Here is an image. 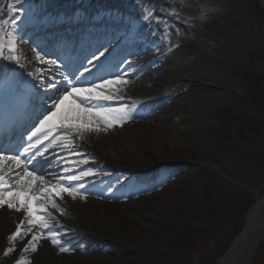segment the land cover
Segmentation results:
<instances>
[{
	"label": "bare ground",
	"instance_id": "6f19581e",
	"mask_svg": "<svg viewBox=\"0 0 264 264\" xmlns=\"http://www.w3.org/2000/svg\"><path fill=\"white\" fill-rule=\"evenodd\" d=\"M46 2L43 5L39 1L28 12H24L27 7L20 3L17 6L0 4V17H3L0 21L3 41L0 38V83L13 72L18 60H23L20 69L24 71L29 67L31 74L37 72L39 76V69L44 67L40 61L42 58L40 55L34 57V51L25 44V40L30 35L35 36L36 32L45 35L44 38L50 42L68 41L64 50L68 49L69 53L72 50V56L78 50L73 49L71 43L79 37L87 42L119 39L122 41L121 51L126 54L139 55L155 49L158 52L157 57H150L149 61L137 67L133 65L121 69L118 66L97 75L74 76L69 84L50 95L34 94L36 98L33 99L27 95L20 96V105L10 115V123L0 129V137L18 135V146L28 142L26 147H20L19 158L25 163L7 152L0 156V264H15L21 255L33 249L37 252L30 256L36 264H46L47 257L53 260L56 255L66 257V264L117 262L113 255L108 258L92 255L87 249L88 245L93 249L88 235L95 231L97 224H107L115 232L101 235V240L114 241L123 247L129 243L128 237L125 238L121 231H132L133 236L138 238L144 223L138 216H133L135 226H131L128 220L109 210L106 214L94 211L97 207L114 206L110 201L112 187L103 180V171L122 174L132 170L135 159L145 160L150 153L160 155L163 146L181 145L176 128L165 122L172 113L184 116L177 110V99L193 78L182 76L183 72L168 61L169 57L164 56L170 42L160 39L153 28H135L140 12L134 14L133 22L124 19L127 15L123 11L127 9L124 3L116 0L92 5L73 0ZM52 10L59 12V18L55 14V17L41 18L43 12ZM110 13L120 17L119 21L110 19ZM27 17L31 21L25 22ZM57 19L61 21L56 22ZM75 21L78 23L72 24L70 29V23ZM56 24H63L67 29L55 30ZM68 29L70 33L77 34L69 35ZM182 43L186 52H190V45L186 41ZM86 65L83 64L82 70H92L90 65ZM105 77L109 79L101 82ZM16 82L8 81L5 86ZM35 99L54 108V111L26 136L21 132L23 127L20 123L31 117L27 107ZM162 105L164 110L160 113L149 112L142 116L145 119L139 117L136 121L144 110L151 111ZM135 125H140L141 130H134ZM67 127L71 128L70 131H66ZM46 168L47 172L43 174ZM30 170H36L41 177L31 175ZM251 217L257 228L253 231L254 238L258 239L264 234V204ZM66 245L70 246L68 256L58 248ZM253 254L252 251H245L240 264H250ZM39 256L43 261L39 260Z\"/></svg>",
	"mask_w": 264,
	"mask_h": 264
},
{
	"label": "rangeland",
	"instance_id": "374dc122",
	"mask_svg": "<svg viewBox=\"0 0 264 264\" xmlns=\"http://www.w3.org/2000/svg\"><path fill=\"white\" fill-rule=\"evenodd\" d=\"M39 1L43 5L47 3L46 0H0V4L20 3L27 7L24 12H28ZM73 1L89 5L106 2ZM116 1L126 5L124 12H141L136 29L153 28L160 39L170 42L164 56L183 72L182 76H191L193 82L186 85L177 99V110L184 116L172 113L165 122L176 128L181 145L163 146L160 155L150 153L145 160L135 159L129 174L139 178L134 181L128 178L124 181L125 188L115 187V177L103 171L113 188L110 201L114 206L97 207L94 211L106 214L109 210L128 220L131 226H135L133 216H138L144 223L139 237L135 238L132 231H121L129 244L120 247L114 241L103 242L100 236L110 235L114 229L97 224L90 237L93 249L91 245L87 249L98 257L113 255L118 259L94 264H198L220 240L214 254L220 258L228 249L225 248L229 238L233 236L231 244L241 232L256 199L264 196V11L256 0ZM182 41L190 45V52H186ZM157 52L155 49L127 55L122 69L130 65L137 67L150 57H157ZM106 79L109 78L101 82ZM40 80L44 86L52 85L43 78ZM254 86L262 91L260 97H250ZM163 110V105L144 110L136 121L145 119L142 116L149 112L157 114ZM53 111L54 108L41 104L33 114L26 136ZM141 128L133 126L137 131ZM27 144L23 142V146ZM205 160L218 165L236 182L259 192L253 196L228 185L202 164ZM36 172L29 171L41 177ZM69 248L59 246L67 256ZM36 252L33 249L21 255L15 264H36L30 256ZM253 257L250 264H264V239ZM39 260L43 261L40 256ZM66 262V257L58 255L46 260V264Z\"/></svg>",
	"mask_w": 264,
	"mask_h": 264
},
{
	"label": "water",
	"instance_id": "95a60500",
	"mask_svg": "<svg viewBox=\"0 0 264 264\" xmlns=\"http://www.w3.org/2000/svg\"><path fill=\"white\" fill-rule=\"evenodd\" d=\"M260 1L264 5V0H260ZM208 165L211 168L215 169L227 181L245 189L246 191H251L246 186H242V185H239L237 183L230 181L227 178V176L217 166L212 165L211 163H208ZM254 192H256V191H254ZM263 204H264V198L262 201L257 202L254 205V207L249 211L247 219H246V223L244 225L242 232L240 233V235L237 238H235V240L232 242L231 247L224 254V256L219 260L218 264H221V263H224V264H240L245 251L248 250V252H250V251L253 252L255 250L257 244L259 243V241L261 239L259 238L256 240L254 238L255 234L253 233V231H257V228H256V222H253V220H252L253 217H251V216L255 212V210ZM251 220H252V222H251Z\"/></svg>",
	"mask_w": 264,
	"mask_h": 264
},
{
	"label": "trees",
	"instance_id": "16d2710c",
	"mask_svg": "<svg viewBox=\"0 0 264 264\" xmlns=\"http://www.w3.org/2000/svg\"><path fill=\"white\" fill-rule=\"evenodd\" d=\"M261 93H262V91L259 89L258 86H254L252 89H250V97L251 98L260 97ZM239 231H240V228L235 232L234 236L237 235L239 233ZM232 238H233V236L229 238L228 243H227L228 245L226 246L225 249L228 248V246H229ZM219 241L217 242V244H216L215 247H213L207 254H205L200 259V261L198 262V264H213L215 262V260H217L219 258L220 255H218V256L217 255L216 256L214 255V254H217V250H218V246H219Z\"/></svg>",
	"mask_w": 264,
	"mask_h": 264
}]
</instances>
